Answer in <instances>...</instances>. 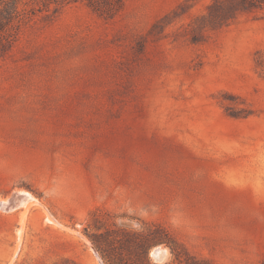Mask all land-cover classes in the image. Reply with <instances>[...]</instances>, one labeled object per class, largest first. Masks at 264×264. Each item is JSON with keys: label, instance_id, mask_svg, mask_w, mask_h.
Instances as JSON below:
<instances>
[{"label": "rangeland", "instance_id": "374dc122", "mask_svg": "<svg viewBox=\"0 0 264 264\" xmlns=\"http://www.w3.org/2000/svg\"><path fill=\"white\" fill-rule=\"evenodd\" d=\"M91 1L0 0V264H104L90 234L146 223L154 264H264V10L192 41L211 0Z\"/></svg>", "mask_w": 264, "mask_h": 264}, {"label": "trees", "instance_id": "16d2710c", "mask_svg": "<svg viewBox=\"0 0 264 264\" xmlns=\"http://www.w3.org/2000/svg\"><path fill=\"white\" fill-rule=\"evenodd\" d=\"M120 1L94 0L89 4L95 10L112 14ZM184 5H186V2L178 4L172 11L161 17L155 24V28H158V31H163L175 16L182 15L185 12V9H182ZM256 9L264 10V0H211L206 5L205 11L197 14L189 23L191 40L198 41L203 36L204 31L222 28L235 20L240 14ZM16 12L14 6L9 13V19L3 25L2 30L6 33H3L2 46L5 43H11L13 39L11 36L14 37L13 34L17 26L12 27L13 25L9 24ZM7 24L9 27L11 26L12 31L5 28ZM97 228L100 229L101 226ZM103 228V231L94 232L89 236L104 264H154L149 256L150 250L155 245L171 242L166 231L148 223L141 231L125 228L115 229L109 226Z\"/></svg>", "mask_w": 264, "mask_h": 264}, {"label": "water", "instance_id": "95a60500", "mask_svg": "<svg viewBox=\"0 0 264 264\" xmlns=\"http://www.w3.org/2000/svg\"><path fill=\"white\" fill-rule=\"evenodd\" d=\"M16 197L12 199L13 202L16 201ZM153 257L155 258V260L157 261H162L165 257V251L160 250V249H155L152 253Z\"/></svg>", "mask_w": 264, "mask_h": 264}]
</instances>
